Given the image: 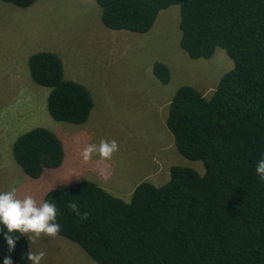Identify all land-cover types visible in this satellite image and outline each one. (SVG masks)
Masks as SVG:
<instances>
[{
  "label": "trees",
  "instance_id": "obj_1",
  "mask_svg": "<svg viewBox=\"0 0 264 264\" xmlns=\"http://www.w3.org/2000/svg\"><path fill=\"white\" fill-rule=\"evenodd\" d=\"M1 1L21 9L36 2ZM94 1L107 29L136 33H146L161 10L178 5L179 45L188 57L207 60L221 48L233 68L209 98L183 85L168 105L166 127L176 149L201 161L203 175L170 167L165 184L143 181L129 202L92 181L53 189L43 200L56 204L57 235L97 264H264V181L255 173L264 155V0ZM27 65L33 82L49 89L47 111L54 121H87L92 96L64 79L58 54L35 53ZM152 74L162 85L170 80L165 63L154 62ZM4 149L3 162L10 158L32 179L64 159L60 137L45 128H30ZM13 235L18 238L10 252L0 232V264L6 257L30 264L26 237Z\"/></svg>",
  "mask_w": 264,
  "mask_h": 264
},
{
  "label": "rangeland",
  "instance_id": "obj_2",
  "mask_svg": "<svg viewBox=\"0 0 264 264\" xmlns=\"http://www.w3.org/2000/svg\"><path fill=\"white\" fill-rule=\"evenodd\" d=\"M100 13L94 0H36L24 9L0 0V126L10 123V133L0 128V156L33 127L56 131L64 148L60 167L38 179L0 157V190L15 187L19 198L30 195L39 203L53 189L92 181L129 202L139 183L165 184L170 167L204 174L201 161L177 151L166 127L168 105L183 85L209 98L233 68L226 51L217 48L207 60L189 58L179 45L178 5L161 10L145 34L108 30ZM113 37L119 39L113 42ZM38 52L58 54L64 79L89 90L93 107L84 124L59 123L49 116V89L33 82L27 65L29 56ZM154 62L168 66V84L153 76ZM102 139L115 140L119 150L109 160L96 156L83 161L85 146ZM24 236L30 252L45 253L41 264H97L58 235Z\"/></svg>",
  "mask_w": 264,
  "mask_h": 264
},
{
  "label": "clouds",
  "instance_id": "obj_3",
  "mask_svg": "<svg viewBox=\"0 0 264 264\" xmlns=\"http://www.w3.org/2000/svg\"><path fill=\"white\" fill-rule=\"evenodd\" d=\"M151 29L152 27L150 30ZM118 150L119 145L115 140L109 141L102 139L98 144L91 143L86 145L81 155L85 162L90 161L96 156L100 159L109 160ZM255 173L260 181H264V155L257 161ZM69 207L73 211L77 210L76 203H70ZM60 230L61 226L57 222V207L55 203L48 200H42V202L38 203L37 200L30 195L19 198L15 187H11L6 191L0 190V232H4V239L10 252L14 250L18 238L17 235H13L14 233H18L21 236L27 235L29 240H31L33 236L40 238L41 234L47 237H55ZM44 255L45 253L43 251L38 253L28 251L26 253V258L30 261V264H41ZM3 264H13V261L11 258L6 257L3 260Z\"/></svg>",
  "mask_w": 264,
  "mask_h": 264
},
{
  "label": "crops",
  "instance_id": "obj_4",
  "mask_svg": "<svg viewBox=\"0 0 264 264\" xmlns=\"http://www.w3.org/2000/svg\"><path fill=\"white\" fill-rule=\"evenodd\" d=\"M118 39H119V37H113V38H112V41L114 42L115 40H118ZM5 126H6V129H5L6 132H7V133H10V132H9V127H8V126H10V124H6ZM0 132H1V134H3L2 131H0Z\"/></svg>",
  "mask_w": 264,
  "mask_h": 264
}]
</instances>
